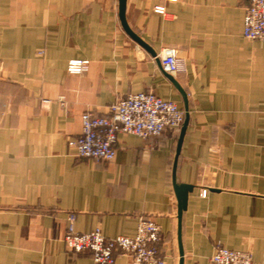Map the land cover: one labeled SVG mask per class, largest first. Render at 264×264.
<instances>
[{
  "label": "crops",
  "instance_id": "0c3cea01",
  "mask_svg": "<svg viewBox=\"0 0 264 264\" xmlns=\"http://www.w3.org/2000/svg\"><path fill=\"white\" fill-rule=\"evenodd\" d=\"M248 4L125 0L145 49L121 27L118 0H0V264H95L62 243L69 215L76 233L107 238L133 237L137 215L153 219L162 264H208L217 245L264 264V42L242 36ZM164 47L185 69L174 78L188 107L175 181L192 191L179 223L171 172L182 125L150 140L118 135L109 163L68 146L83 113L106 115L130 93L183 111ZM70 60L88 69L69 75ZM129 262L114 253L113 264Z\"/></svg>",
  "mask_w": 264,
  "mask_h": 264
},
{
  "label": "built area",
  "instance_id": "2783aa9c",
  "mask_svg": "<svg viewBox=\"0 0 264 264\" xmlns=\"http://www.w3.org/2000/svg\"><path fill=\"white\" fill-rule=\"evenodd\" d=\"M163 12V7L155 8V13ZM242 36L247 40L264 42V0H249L244 10ZM158 56L164 73L173 78L184 73L183 58L177 50L164 47ZM87 69L88 62L82 60H70L66 65L69 75H79ZM107 110L106 115L85 112L80 116V134L68 142L75 157L109 163L115 158L118 135H132L142 140L156 139L165 131L177 130L184 119V112L175 103L149 92L127 94L113 101ZM200 196L204 198L206 191L202 190ZM72 223L73 215H69L62 243L71 253L89 252L95 264H113L115 252L127 256L129 264H162L158 255L160 229L151 218L136 216V232L133 237L107 238L99 228L76 233ZM208 264L253 262L248 252L217 245Z\"/></svg>",
  "mask_w": 264,
  "mask_h": 264
},
{
  "label": "water",
  "instance_id": "95a60500",
  "mask_svg": "<svg viewBox=\"0 0 264 264\" xmlns=\"http://www.w3.org/2000/svg\"><path fill=\"white\" fill-rule=\"evenodd\" d=\"M118 17H119V21H120L121 27L123 28L125 33L133 41H135L137 44H139L140 46L144 47L145 49H148V47L128 28V26L126 24V21H125V0H118ZM165 77L170 81V83L178 91V93L180 94V96L182 98L183 105H184L183 106L184 119H183L182 126L180 128V134H179V138H178V142H177V146H176V153H175V158H174V161H173L172 172H171L172 188H173V192H174V195H175V198H176V201H177V220H178V223H179L181 215H182V212L186 208V201H187L188 193H190L192 191V187L191 186L178 185L176 183V181H175L176 160H177L178 153H179V150H180L182 137L184 135V132H185V129H186V126H187V123H188V107H187L186 94L181 89L179 84L175 81V79L172 76H170V75H168L166 73H165ZM179 264H182V260H180Z\"/></svg>",
  "mask_w": 264,
  "mask_h": 264
}]
</instances>
